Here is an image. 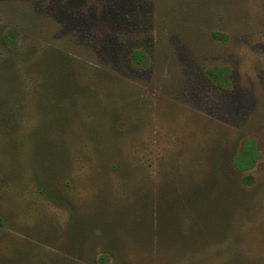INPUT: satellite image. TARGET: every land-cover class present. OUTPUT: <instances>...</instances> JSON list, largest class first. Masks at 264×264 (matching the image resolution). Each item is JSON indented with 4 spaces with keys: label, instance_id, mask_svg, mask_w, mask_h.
<instances>
[{
    "label": "rangeland",
    "instance_id": "obj_1",
    "mask_svg": "<svg viewBox=\"0 0 264 264\" xmlns=\"http://www.w3.org/2000/svg\"><path fill=\"white\" fill-rule=\"evenodd\" d=\"M0 264H264V0H0Z\"/></svg>",
    "mask_w": 264,
    "mask_h": 264
},
{
    "label": "trees",
    "instance_id": "obj_2",
    "mask_svg": "<svg viewBox=\"0 0 264 264\" xmlns=\"http://www.w3.org/2000/svg\"><path fill=\"white\" fill-rule=\"evenodd\" d=\"M216 37L217 34H212ZM131 60L135 63H143L145 61L146 55L143 51L134 49L131 52ZM203 74L206 79L218 88L224 87L227 80V70L225 66L212 65L204 68ZM256 160V153L254 149V144L250 139H244L241 142L239 150L236 152L232 160V166L234 169L239 171H244L249 169Z\"/></svg>",
    "mask_w": 264,
    "mask_h": 264
}]
</instances>
